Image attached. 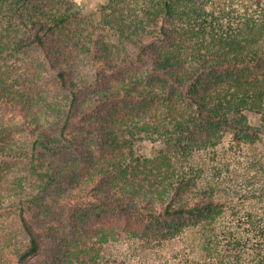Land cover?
Segmentation results:
<instances>
[{
	"label": "trees",
	"instance_id": "16d2710c",
	"mask_svg": "<svg viewBox=\"0 0 264 264\" xmlns=\"http://www.w3.org/2000/svg\"><path fill=\"white\" fill-rule=\"evenodd\" d=\"M247 113L264 117V0H108L99 21L74 0H0V159L22 164L0 264L102 217L143 244L185 237V264H264L260 189L195 162L227 135L254 143ZM117 240L80 239L62 264H102Z\"/></svg>",
	"mask_w": 264,
	"mask_h": 264
},
{
	"label": "rangeland",
	"instance_id": "374dc122",
	"mask_svg": "<svg viewBox=\"0 0 264 264\" xmlns=\"http://www.w3.org/2000/svg\"><path fill=\"white\" fill-rule=\"evenodd\" d=\"M79 18L100 20V7L108 0H74ZM111 42L117 41V36L109 33ZM248 123L260 130V136L254 143L246 144L241 149L231 136L227 135L220 144L218 155L216 151L200 153L195 157L196 163L212 165L214 158H223L231 163L229 169L234 172V178L241 182L238 175L245 174L254 181L253 187L260 189L262 200L254 206L264 211V117L255 113H247ZM161 146L145 142L138 146V154L153 156ZM211 167V166H210ZM22 170V164L0 159V202H8L10 193L15 184V177ZM230 205L242 202L238 196L232 195ZM1 205V204H0ZM6 207V206H3ZM15 216L8 209H0V237L10 235L14 237ZM66 232L57 236L55 240L47 238L41 250L32 256L26 264H62L65 261L66 247H82L78 241L82 239L87 245L100 244L106 234L113 231L117 241L104 246L103 263L110 264H185L190 256L188 250L191 241L185 237L176 236L175 239L162 242L143 244L141 239L131 237L128 224L109 223V219L93 218L83 227L72 229L68 223ZM186 224V223H185ZM131 224L130 226H132ZM12 229V230H11ZM129 236V237H128ZM155 243V244H154ZM192 255V254H191ZM14 264H18L14 262ZM76 264V263H75Z\"/></svg>",
	"mask_w": 264,
	"mask_h": 264
}]
</instances>
